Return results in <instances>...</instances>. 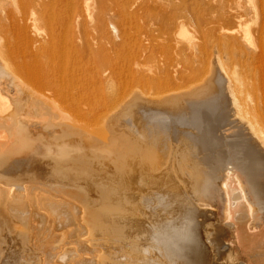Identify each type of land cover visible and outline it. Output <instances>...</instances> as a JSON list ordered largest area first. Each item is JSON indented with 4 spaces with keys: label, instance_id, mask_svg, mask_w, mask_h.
<instances>
[{
    "label": "rangeland",
    "instance_id": "obj_1",
    "mask_svg": "<svg viewBox=\"0 0 264 264\" xmlns=\"http://www.w3.org/2000/svg\"><path fill=\"white\" fill-rule=\"evenodd\" d=\"M40 1L41 0H39V2L38 0H35L36 2L35 3L34 0L32 2L29 0L27 1L25 0H0V68H1L0 69V78H1L0 86H2L0 87V98H2L1 101L3 102V104H5L2 107L0 106L1 108L0 118L2 119V120L0 119L1 121L0 122V139H2L0 140L1 142L0 149L3 150V147L5 146V149L3 151L2 150L0 151L1 152L0 158H3L1 156H6V158L4 157L2 162L0 163V169H1L0 171H2L4 167L7 168L9 166V163L10 164L12 163L11 161L13 160L16 161V160L21 159L23 153H25L26 150H28V147H31L33 145L32 143H37L35 145H38L39 143V146L42 148L41 152H39L38 154L39 160L42 159V161L46 162V161H52L58 158L59 161L57 159L58 161L57 164L56 163L50 164L49 167L47 168L48 170L46 169L47 171H45L46 173H43L41 175V176H47V178L40 177V175L38 177L37 175L32 174L30 170L25 171L27 173V177H26L27 179L20 178V180L16 178V176L18 175L17 170H15L16 174L14 175L6 173V175L7 174L9 176L11 175L10 177L7 175V178H5L2 175V174L5 175L4 171L6 169L0 172V182L2 185H5L4 187H6L8 184H15V186L16 184L18 185L22 184L20 186H17V187L23 186L25 188V190L23 188H19L21 193L22 194L24 193L25 195L31 194L27 198L23 197L24 200L21 201V204H20L21 211L20 212L22 214L21 217L24 219V221H22V219L15 218V221L13 223L14 225L13 228L14 229L16 228L17 230L10 229L9 231L11 235L10 239L9 238L1 239L3 238V233L6 230L3 228L5 227V225L2 224V221L4 223V217L3 215H1L2 213H0V244L2 242L1 240H3V243L0 246L3 247V245L6 244V246L4 245V247L5 248L7 247L8 250L6 249V252L8 251L9 254H11V255L9 254L8 255L9 257L11 256L12 259L15 258V254L20 255L21 257L23 256L22 260L24 261L21 260L20 261L21 264H44L48 261V259L49 261L47 262V264L49 263L50 264H58V263L59 264H73L75 263L74 261L76 259L75 260L74 258L72 259V257H75L72 254L71 256H66V257L63 256L60 259L59 258L56 259L54 255L49 256L51 254L49 253L51 252V250L56 252L59 249H61L63 246L66 247L70 245L69 241L71 239L68 237L69 235L67 234L68 232L67 229L64 228L61 222H59L61 220L57 219V216L55 215V213H54L55 216L52 215L53 214L52 212L53 211L55 212V208H58V206L61 207L63 202L68 203L69 201H72L75 204H78L79 208L83 209L86 215L88 213L89 218L92 221V226L94 227V230H93L94 236L96 240L98 241L99 245L102 248L103 246L109 248L112 245L115 248L110 247V248H113L111 250L119 249V251L114 250L115 252L113 254L115 255H113V259H112L113 264L115 263L116 264H152V263L156 264L157 262H158L157 264H173L172 259H170L168 255H166L167 253L165 252V248L163 247L164 243L160 240L161 236H163V232L161 231V228L157 223L158 221L164 222L165 218L167 217V210L169 208L168 204L171 203V200H170V196L168 197L169 194H166V191L168 190L167 188H169L168 184L171 182V177L174 176L172 178V181H175L177 184H179L182 181L179 184V186L185 193L189 194V196L192 198L191 200L195 201L196 199L198 201L207 202L211 198L208 197L207 201H206V198H204L205 200L204 201L203 198H201L199 195H193L194 193H192L189 182H187L186 181L187 179H185L187 172L190 171L191 169H194L192 167L193 164L201 160L203 157H205L204 160L207 158L208 161L205 160L207 163L212 164V162L213 163L221 162L219 163L221 169L228 168L225 171L235 170L236 165L234 164H236L237 159L233 153L232 155L234 157H232L231 151H229L232 141L235 140V138L239 139L241 136L240 135L239 137H237V135L235 134H238L239 132V133L244 134V136H247L246 138L252 137L251 139L255 140L256 135H254L250 127H248L249 125L248 121H251V120L257 121L258 126L261 127L264 131V105L260 104L258 106L257 105L254 106L252 104L253 102H250L249 101L250 99H248L250 98L249 97L250 95L254 96V93L256 94L259 93L258 88H256L258 86L255 85V79H256V76L264 74V57L258 54V57H256L253 61H249L252 63H250V65H247L244 62V58L240 57L239 55L237 56L235 55L232 57L229 53L228 55H226L225 53L226 58L223 59L222 65L223 67L227 68L228 71L235 70L237 66L236 71L238 72V77H239L238 79H240L241 82L237 81L236 83L232 85L233 86L232 88H234L236 93L241 98L245 100L247 99L248 104H249V105L248 104L246 105V109H248V116H244L241 114L236 115L235 113L236 108L230 102L231 97L228 96L230 100L229 102H230V108H231L229 111L230 116L227 119L228 123L225 122L222 125H220L219 122L217 123L210 118H206L205 120L207 122L202 123L201 129H200L201 131L198 130V128L196 129L194 128V130L197 131V132L195 131L197 135H195L194 140H197V141H194L193 139L188 140L186 138L182 139L180 136H178V134H175L176 130L175 131L172 130L171 127H169L170 128L169 129L166 123L168 117H167L166 112L162 111L163 106L161 105H164V107L177 109V111H179L184 106V104H180V102H184L183 99H180L178 101H173V98H172V101H170L168 100V98L165 100V98L163 97L164 99L163 101H158L159 99L155 100L153 97H148L149 99L148 103L153 104L152 106L154 107L148 108L146 109V111H144L143 109L142 110L144 111L143 113L140 111L142 119L146 121L150 119V123L152 122V124L149 126L150 127L152 126L151 127L152 129L154 127V130L157 128V130L155 131L158 132L159 134L161 133V130H163L159 136L164 137L167 135V133L165 132H169L168 136L171 135L170 139L172 138L171 142H173V143L170 142V146L171 147L176 146V148L174 147L171 152V156H172L171 160L173 161L170 160L171 163H169V165L165 163L163 167H156L155 165L154 166L149 165L147 162L148 161L147 159H143L144 152H141V151H143L144 144L141 142H138L137 144L133 143V141L136 140V134L134 133V127H133V115H134L133 114V104L131 106L132 108L130 107L131 111L128 110V111L120 113L121 110L123 109V105L129 100L133 99V96L136 94V93L133 94V82L135 78V74H134L135 67L134 66H136V60L138 61L144 56V51H141V49H139L140 41L141 42L142 41L148 42L149 40L152 42L154 41L153 43L157 45V51H158L157 53H159V55L162 56L161 58L165 59V61L164 60L163 61L167 63L165 67L166 73L164 77H162L159 81L155 82V85L153 86V90L155 91L158 87L164 88L166 86H169L170 83H176L177 86L179 87H181V85L183 84L185 86V89H182L181 91H179V93H177L176 96L183 95L180 93L185 94V93L190 92L192 87H195V85L196 87L197 86L202 87L203 85L209 83V81L211 80L210 73H212L213 67L215 66V63H213L214 62L213 60H215V58L213 59V57H215V55L217 54L216 51L219 49V47H221L223 50H226V51H228L229 48H231L229 40L226 39V37L229 33L233 35V33L231 32L232 29H233L232 31L235 32L236 30L235 33H238L239 35H241V40H242L241 42H244L245 46H247L249 49H252L254 47V44H256L257 41L260 42L261 40V42L264 43V27H262L264 26V18L259 14L257 15L253 7L254 4L257 3L258 0H243L242 1L243 4L245 5V7L247 6L246 8L244 7L245 9L244 8L241 9V11H243L244 9V14L242 15L243 20L242 18H240L241 20L237 19L233 22L231 21L228 23H224L222 24L223 26L222 29L221 27H219V25L221 24L220 20H218L219 12L217 10H212V9L209 10L211 7L208 8L207 6L208 4H205L206 6L204 4H201V7H199L201 9L200 10H198V8L196 9V12L194 14L196 16H199L201 18L200 20L187 21L185 19L188 15L192 13V10L190 9L191 6L194 7L196 4H198L196 2L201 1V0H137V1L136 0H107V1L98 0V2L101 3V5L98 4L97 0H73L75 1V4L73 1H72L73 3L72 4L71 1L69 0L68 3L70 4H67L68 6L64 5V1H65V4L67 3L66 0H59V3L57 0L55 1L50 0V2L47 0H44L45 2L46 1L47 2L46 3L44 1L41 2L43 6L42 4H40ZM95 1H96V4H95ZM60 2H63L61 3L62 5L60 4ZM23 3H26V4H23ZM33 3L35 4V6L33 5ZM37 3L41 5L42 9H40V7L37 8V6H39ZM22 4L28 7L27 8L23 7ZM144 4H148V5L144 6ZM63 5L67 6L68 10L65 9L66 11H62L63 10L62 8H66ZM69 5L70 6L72 5V7L70 8ZM73 5L75 7H73ZM139 5H141V8L143 5L142 9L144 10L148 9V7H151V6L157 7V6L162 5L164 6L165 10H167V8H169L168 10L172 9L171 11L167 10L171 16L173 14L172 11H174L176 8L173 15L176 17L178 23L168 22L166 23V26H164L163 28L161 27L159 28L158 21H157V15L155 14V12L141 11V8ZM29 6L33 8H31L30 10ZM57 6H60L62 10L58 8ZM184 6H185V9L183 8ZM34 7H36V9ZM49 7H51V10L53 11H50ZM172 7L173 8L175 7L174 10ZM23 9H26L28 11H23ZM115 9H117L118 11ZM44 10L46 13L47 12L49 13L45 14ZM9 11L11 13H9ZM52 12L55 14L57 13L56 15L58 16L56 17V15L52 14ZM49 16H50V20L51 19H54V20L50 21L48 18ZM98 16H101L102 18ZM14 17L16 18V20L14 19ZM19 18H20V21H19ZM99 19L100 20L103 19V20L100 21ZM123 19L125 20V22ZM104 21L106 22L104 23ZM48 22H50L51 24ZM111 22L113 24H111ZM97 23L99 24L102 23L103 25L102 24L100 25L102 28ZM155 23L157 25H155ZM21 24L23 26H27V32L29 33L30 36L33 33H35L39 36V39H36L37 35L36 37L30 38L27 35L28 33L26 34L24 31L26 27H24L23 29L22 28L23 26ZM113 25L115 26V28H113ZM45 27L46 29L44 30ZM51 27L54 28L55 30L52 29ZM224 28L225 30H223ZM49 29L51 32L55 31L54 35H52L51 33L48 34L49 38H51L50 41H49V38L43 40L44 37H48L46 33L50 32ZM101 29L103 30L109 29L111 31L105 34L103 33V31H101ZM117 29H118V32H117ZM171 30L173 31V35L169 36L167 33H169V31ZM226 30L228 31L226 32ZM115 31L119 34L118 36L116 33L114 35ZM258 31L260 32L258 33ZM166 34L168 35V38ZM43 35L44 37L42 38L41 36ZM218 36H221L222 38ZM260 36H263V37L260 38ZM31 39H36L37 41H33L34 43H31ZM40 39L43 41H40ZM193 42L198 43L199 45L203 46L204 50L206 51L205 56H207L211 60L210 61L211 63L209 62L208 58H206L207 60L204 59L206 60L205 64H207L205 67V64L202 65L203 63L200 65H197L198 62L195 60L193 62L196 66L190 70L184 71L183 73L181 72L182 73L181 74L179 71L182 70L183 64L186 62V56H184L183 51L180 54L181 49L178 50V48H183V45H187ZM226 43H228V45ZM34 46L36 48L39 47L40 49L36 53H31L30 49L34 50L35 49ZM210 50L212 53L210 52ZM140 55L141 56L143 55V56L140 57ZM209 56L210 57L213 56L211 57L212 59ZM42 57H44L45 60ZM101 62L104 67V68L102 67V69L100 67ZM209 66H210V69L209 68L208 69L209 70L212 69L211 71L207 69V67ZM168 67H170L172 70H168ZM251 68H254L255 70L254 69L251 70ZM29 70L37 71V74L35 75V77H32V78L29 77V75L27 74V71ZM170 71L172 72V74ZM218 72H222V71H218ZM219 75L222 76L223 78L222 82L225 85L226 77L224 75V72H222V75L221 73H219ZM262 76L264 77V75ZM8 79H11L13 81L12 85L9 83ZM31 90H32V93L34 91L36 94L33 93V95H31L32 94ZM76 90H78V92ZM19 92L20 94H18ZM37 92H41V93H37ZM43 93L45 94L47 93V94L45 95ZM247 93L249 95L248 98H247ZM37 94H38V98H35L36 100H34V97H36ZM40 95L42 97H40ZM20 97L23 100L18 102V104H21V105H18L16 103V106H17L16 107L15 102H17V99ZM49 98H51L52 100ZM245 100H242V101L245 102ZM40 104H41V107H40ZM154 109L158 113L157 112L155 113ZM10 111L12 112L14 111L15 113V114L13 113L14 115L17 114L15 118L12 117L13 114H11L12 112L10 113ZM195 112L196 110L195 111L191 110L190 113L186 114L188 118L187 124L190 120H192L190 122V125H192L194 124L193 121H196L201 117V115L198 114L199 111L196 112L197 114ZM7 113L9 115H7ZM195 115L197 118L194 117ZM197 115H199V117ZM8 120H10V122ZM15 120L17 121L16 122L17 125L18 124L24 125L26 129L25 131H23L22 133L23 135H21V139L17 138L15 135L19 132L17 128L14 127V125H16L14 124ZM171 120L173 121V119ZM211 120H212V123H211ZM7 121L9 123H12L13 127L12 126L6 127ZM205 123L208 128L205 127ZM39 124L40 125L42 124V126L52 125V131H50L51 133L44 131V130L42 131V128L39 129L40 127ZM225 125H226V128H224ZM166 126L168 129L165 128L164 130V127ZM63 128H69V129L61 130ZM223 128L225 130L227 129L228 132L224 131ZM14 129L16 130L14 131ZM206 129L207 131L205 132ZM203 130L205 133H203ZM215 130L216 131L220 130L218 131L219 134H217ZM223 132H226V133H223ZM201 134L203 138L205 139L202 138ZM216 134H217V137H216ZM213 135L215 137L214 139H213ZM13 137L15 138L13 139ZM201 138L203 139L205 144ZM212 139L214 143H211V145H209ZM207 140L208 142H206ZM229 140H232V141H229ZM96 141L97 142L99 141V142L97 143ZM223 141L225 143L224 145L222 144ZM64 142L68 143L66 148L62 149L61 151H57V149L60 148V145H61L60 143L64 144ZM255 142L257 143V145H259L257 140H255ZM3 143L5 145L2 146L1 144ZM69 143L75 146L79 145L77 147L83 146L84 148H86L87 151H85L83 147L81 148V150L85 151L86 154L84 152L81 154L76 153L75 152L76 150L73 149L72 148L73 146H70ZM198 143L206 145V146L200 147V148L199 146H195L196 148L193 147L194 145H198ZM6 144L8 145L7 147L9 148L6 147ZM187 144L189 147H186ZM213 144H216V147ZM10 145L12 146V148H10L11 147ZM217 145L218 146L220 145V146L218 147ZM225 145L229 146L228 147L229 149H227ZM207 146L208 147L211 146V148H208ZM224 147L226 148V151L228 150L227 153L225 152ZM186 148L187 150L188 148H190V150H188L189 152L186 150ZM198 149L200 150V152ZM259 149H261V151L264 150L262 145L259 146ZM211 151L212 152L215 151L216 154L212 153ZM208 153L209 154L212 153L211 155L212 157L214 156V158L218 156L217 157L218 159L216 160L212 158L211 155H209ZM217 153L219 154L217 155ZM82 154L84 155L83 158H89V159H83ZM65 155H71L72 159L69 156L64 158ZM87 155L89 157H86ZM220 155L222 156L220 157ZM8 157H10L9 160H8ZM28 158H31V157H28ZM33 158L34 159H31V160H33L34 162L39 161L37 160V158L36 159L35 157ZM74 158L76 160L78 158H79L78 160L82 158V160L75 161ZM209 160H213V161L210 162ZM232 161L234 162V164L232 163ZM145 162L147 163L148 166L146 165ZM186 162L187 164H189L190 167L186 164ZM224 163H225V166L227 163L228 167L224 168L225 167L223 166ZM74 164L76 166H74ZM80 164H81V167H78L80 166ZM183 164L184 166H186V168L183 166ZM232 164L234 165V168ZM188 167L191 169L189 170ZM72 168L73 169L76 168V170L79 168L80 170L79 169L77 170V172L79 173H77ZM152 168H154V170ZM16 169L19 170L20 167ZM81 170L82 171L85 170V172L81 173L80 172ZM185 171H187L186 175L183 174L185 173ZM169 172H171V174ZM162 175L164 177H162ZM236 175L239 177V174H236ZM179 176H181V178H179ZM32 177H35V178L32 179ZM175 177H177L176 179L178 180V182L175 179ZM46 179L50 180V183L51 182L56 183L58 186L57 187H52L51 185L43 186L44 181ZM97 180H100L101 182L100 181L98 182ZM21 181L24 183H21ZM35 181H37L36 184L34 183ZM94 181H96L98 185H101V187L98 186L96 182L94 183ZM6 182H8V184ZM38 182L41 183L42 185L38 184ZM233 182H234L233 184L235 185V187L238 186V182L236 180H234ZM90 183L96 184V186H94L93 184L90 185ZM181 184L185 186V188H183ZM217 184H218L219 189H221L222 188L221 181H218ZM90 186L92 189L90 188ZM42 187L43 189L41 190ZM97 187H100V188H97ZM47 188L49 189L48 190L49 192H46ZM185 189L188 191H186ZM54 190H56L55 191L56 193H54ZM39 192H41V196L43 195L44 199L39 195L40 194ZM37 193L38 195H36ZM44 195H46V198ZM40 197L43 199V202L40 199ZM113 199H116V200H113ZM58 201L61 203H58ZM24 202H26L27 204ZM211 202L215 203V200L212 198ZM24 204H25V207H22ZM44 204L46 208L44 207ZM28 205L32 207H29ZM161 208L163 210H161ZM209 214L210 213H208L204 217L203 216L196 217L194 222L196 223L197 220H199L198 221L199 223L197 222L195 224L193 222V224L194 226L198 228V230H200L201 223L204 225L203 221L205 218L211 219V216H208ZM30 215L31 217H29ZM233 215L234 214H232V216ZM28 218L30 219L28 220ZM52 218H55V219L51 221L50 219ZM47 219H49L50 221ZM56 219H57V222H56ZM232 220H235V219L232 217ZM15 222H17L18 224L16 225ZM54 223L55 224L57 223V226L54 225ZM1 225H3V227H1ZM208 226H210V224L208 225V222H207L204 225V227L207 228V229L205 228L206 234L204 235L205 236L204 238L206 239L203 241L210 243L208 241L214 238L215 231L213 229V226H210V227ZM58 227H61L62 229L63 228L64 229L59 230L60 228L58 229ZM36 230L38 234L36 233ZM54 230H56V232H54ZM184 230L187 231V229H184ZM184 230L179 231V232L174 231L173 233H169L166 237L167 242L176 249L177 247L181 248L184 244H186L185 242L186 231ZM256 230L259 231V228H256L255 231ZM13 231L14 233H12ZM17 231H21V232L17 233ZM29 231H31V233L34 232L33 233L34 235L31 234ZM234 231L235 230L232 229L230 231L224 230L218 233L219 238H221L222 240L224 239L223 241H221L222 242L221 246L223 245L222 248L224 247L225 249V245L230 244L232 246L234 244L233 247L235 249L233 252L234 254L231 253L232 254L231 256L226 251H224L225 254L227 253L228 257L225 254L222 256L220 254L219 261L217 262L214 261V264H240L241 261L244 259L242 255H246V257H248V255L252 254L254 251H257L252 239L249 240V238L248 239L246 238L243 240L237 231H235L236 232L235 234L237 235L235 236ZM27 232L31 236L33 235V238L31 236L29 237V234ZM16 234L18 236H16ZM49 234H51V236ZM64 234L67 235L68 238ZM60 235L62 236L60 237ZM207 235H209L210 237H208ZM53 236L56 239H54ZM48 237L49 239H52L54 241L49 240ZM29 238L35 239L34 242ZM16 240L17 242L19 241V243H17ZM105 241H107V243ZM32 243L33 244L37 243V244L33 245ZM246 244L249 246H247ZM161 248H163V250ZM40 253L44 256V257L42 256L43 258H41ZM53 253L54 252H52V254ZM235 254H238V255H235ZM24 256L26 258H24ZM45 256H47V259ZM144 256L146 257L144 258ZM126 258H128L129 261L131 262H129L128 259L125 261ZM54 259H56L57 261ZM68 259L70 261L71 260H74V261L70 262L68 261ZM149 260L150 261L152 260L151 263ZM147 261L149 263H147Z\"/></svg>",
    "mask_w": 264,
    "mask_h": 264
},
{
    "label": "bare ground",
    "instance_id": "obj_2",
    "mask_svg": "<svg viewBox=\"0 0 264 264\" xmlns=\"http://www.w3.org/2000/svg\"><path fill=\"white\" fill-rule=\"evenodd\" d=\"M27 1V0H25ZM29 1H33V0H29ZM44 0H41L40 1V4H42L41 2H43ZM50 2V0H47ZM46 1V2H47ZM55 1V0H54ZM58 3H59V0H57ZM71 3L73 0H70ZM102 1V0H101ZM104 1V0H103ZM107 1V0H106ZM105 1V2H106ZM137 1V0H136ZM243 0H201V1H198L194 7L189 6V8L192 10V13L190 15H188L185 19L187 21H196V20H200L201 18L199 16H196L194 13L196 12V9L198 8V10H200L201 8V4H208V8L211 7L209 10H217L219 12V17H218V20H220L221 24L219 25V27H221V29L223 28L222 24L224 23H228V22H233L237 19H240L242 18V15L244 14V9L247 7H245V5L243 4L242 2ZM23 2V1H22ZM21 2V3H22ZM35 2V0H34ZM37 2V1H36ZM35 2V3H36ZM39 2V0H38ZM45 2V1H44ZM45 2V3H46ZM53 2V1H52ZM66 4H65V1H64V5H67V4H70L68 3L69 0H66ZM74 4H75V1H73ZM98 2V0H97ZM120 2V1H119ZM130 2V1H129ZM168 2V1H167ZM253 2V1H252ZM57 3V4H58ZM63 3V2H60V4ZM255 3V2H254ZM23 4H26V3H23ZM22 4V5H23ZM30 4V3H29ZM41 8V5L39 3H37ZM50 4V3H49ZM48 4V5H49ZM54 4V3H53ZM73 4V3H72ZM95 4H96V1H95ZM94 4V5H95ZM99 5H101L100 2H98ZM161 4V3H160ZM179 4V3H177ZM33 5L35 6V4L33 3ZM31 5V6H33ZM62 5V4H61ZM63 5V6H64ZM90 5V4H89ZM98 5V6H99ZM148 4H144V6H147ZM253 5V3H252ZM251 5V7H252ZM43 6V4H42ZM68 6V5H67ZM67 6H64L66 8H62L60 6H57L58 8H60L62 11H66L65 9L68 10ZM70 6V5H69ZM96 6V5H95ZM140 8H141V5H139ZM151 6V5H150ZM206 6V5H205ZM23 7H26V5H23ZM28 7V6H27ZM26 7V8H27ZM30 7V6H29ZM54 7V6H53ZM52 7V8H53ZM72 7V5L70 6V8ZM73 7H75L73 5ZM89 7V6H88ZM168 7V6H167ZM170 7V6H169ZM245 7V8H244ZM254 11L255 13H257V15H261L263 18H264V0H258L257 3L254 4ZM31 8L33 7H30V10ZM36 9V7H34ZM50 8V11H53L51 10V7ZM85 8V7H84ZM90 8V7H89ZM88 8V9H89ZM133 8V7H132ZM142 8H143V5H142ZM141 8V11H144V12H155V14L157 15V21H158V27L160 28H163L164 26H166V23L168 22H176L178 23L176 17L173 15L174 14V8L172 11L173 14L172 16L169 14L168 11H171V10H168L169 8H167V10H165L164 6L160 5V6H151V7H148V9L144 10ZM185 9V6L183 7ZM243 9V11H241V9ZM34 9V10H35ZM73 9V8H72ZM118 9V8H117ZM115 9V10H117ZM129 9V8H128ZM127 9V10H128ZM178 9V8H177ZM48 10V9H47ZM58 10V9H57ZM106 10V8H105ZM119 10V9H118ZM117 10V11H118ZM190 10V11H191ZM206 10V9H205ZM208 10V9H207ZM20 11V10H19ZM23 11H28L26 9H23ZM37 11V10H36ZM75 11V9H74ZM120 11V10H119ZM33 12V10H32ZM35 12V11H34ZM9 13H11L9 11ZM7 13V14H9ZM21 13V12H20ZM24 13V12H23ZM22 13V14H23ZM26 13V12H25ZM28 13V12H27ZM36 13V12H35ZM44 13L47 14L49 12H45L44 10ZM186 13V12H185ZM52 14L56 15L55 13L52 12ZM50 14V15H52ZM66 14V13H65ZM100 14V13H99ZM98 14V15H99ZM52 15V16H54ZM103 15V14H102ZM58 15H56L57 17ZM78 16V15H77ZM76 16V17H77ZM123 16V15H122ZM245 16V15H244ZM243 16V17H244ZM47 17V15H46ZM98 17H101V16H98ZM97 17V18H98ZM125 17V16H124ZM246 17V16H245ZM34 18V17H33ZM49 20H50V16L48 17ZM47 18V19H48ZM52 18V17H51ZM102 18V17H101ZM203 18V17H202ZM14 19L16 20V18L14 17ZM24 19V18H23ZM26 19V18H25ZM83 19V18H82ZM261 19V18H260ZM51 20H54V19H51ZM50 20V21H51ZM56 20V19H55ZM100 20V19H99ZM103 20V19H102ZM100 20V21H102ZM105 20V19H104ZM124 20V19H123ZM128 20V19H126ZM241 20V19H240ZM243 20V18H242ZM257 20V18H256ZM18 21V20H17ZM19 21H20V18H19ZM22 21V20H21ZM36 21V20H35ZM239 21V20H238ZM260 21V20H259ZM16 22V21H15ZM26 22V21H25ZM58 22V21H57ZM96 22V21H95ZM98 22V21H97ZM106 21H104L105 23ZM125 22V20H124ZM147 22V21H146ZM181 22V21H180ZM183 22V21H182ZM241 22V21H240ZM28 23V22H27ZM50 23V22H48ZM110 23V22H109ZM127 23V22H126ZM23 24V23H22ZM21 24V25H22ZM51 24V23H50ZM81 24V23H80ZM99 24V23H97ZM102 24V23H101ZM99 24V26L101 25ZM111 24H113L111 22ZM79 25V24H78ZM103 25V24H102ZM155 25H157L155 23ZM231 25V24H230ZM259 25V24H257ZM263 25V24H262ZM23 26V25H22ZM80 26V25H79ZM107 26V25H106ZM168 26V25H167ZM25 28V33L27 34V26H23L22 28L24 29ZM101 27V26H100ZM105 27V26H104ZM103 27V28H104ZM264 27V26H262ZM50 28V27H49ZM52 28V27H51ZM102 28V27H101ZM113 28H115V26L113 25ZM149 28V27H148ZM155 28V27H154ZM157 28V27H156ZM256 28V27H255ZM22 29V30H23ZM46 29V27L44 28V30ZM54 29V28H52ZM100 29V28H99ZM111 29V28H109ZM109 29H106V30H103L101 29V31H103V33L107 34L109 33L111 30ZM119 29V28H118ZM118 29H117V32H118ZM228 29V28H227ZM237 29V28H236ZM262 29V28H261ZM31 30V29H30ZM55 30V29H54ZM113 30V29H112ZM149 30V29H148ZM169 30V29H168ZM166 30V31H168ZM179 30V29H178ZM216 30V29H214ZM218 30V29H217ZM220 30V29H219ZM225 30V28L223 29ZM222 30V31H223ZM229 30V29H228ZM226 30V32L228 31ZM233 30V29H232ZM231 32L233 33L232 34H228L226 39L229 40V43H230V47L228 51L226 50H223L221 47H219V49L216 51L217 54L215 55V57H213V59L215 58V60H213L215 63V66L213 67V71L211 74V80L209 81V83L203 85L202 87L201 86H197L195 85V87H192L191 91L188 92V93H180V94H183V95H177V93H179V91H181L182 89H185V86L181 85V87L177 86L176 83H170L169 86H166L164 88H157L155 91L153 90V86L155 85V82L159 81L162 77H164L165 75V67L167 65L165 61V59L161 58L162 56L159 55V53H157V45L155 43H153L152 41H148V42H141L140 41V46H139V49H141V51H144V58L140 55V57H142L141 59H139L138 61L136 60V66H134V74H135V78H134V82H133V94L136 93L134 96H133V99L129 100L128 102H126L124 105H123V109L121 110L120 113L122 112H125V111H128L130 110V107L132 106L133 104V127H134V133L136 134V140L133 141L134 144H137L138 142H141L143 143V151L141 152H144V158L143 159H147L148 161V164L149 165H152V166H156V167H163L165 165V163H167L169 165L170 160H171V152L173 150V148L176 146H173L171 147L170 146V142H171V139H170V136H168V133L169 132H165L167 133L166 136L162 137V136H159L163 130H161V133L159 134L158 132H156L155 130H157V128L154 130V127L153 129L149 126L152 124V122L150 123V119L148 121L146 120H143L142 119V116H141V112L143 113L144 111H146V109L148 108H153L154 106H152L153 104H150L148 103V97H153L155 100L159 99L158 101H163V97L165 98V100L168 98V100L172 101V98H173V101H178L180 99H183L184 102H180V104H184V106L182 107L181 110L177 111V109H173V108H169V107H164V105H161L163 106V112H166L167 114V125H168V128L171 127L172 130H176L175 131V134H178V136H180L182 139L183 138H186V139H190V140H194V137L195 135H197V131L194 130V128H198V130L201 129V126H202V123L203 122H207L205 119L206 118H210L212 120H214L215 122H219L220 125H222L223 123H228L227 122V119L229 118V114H230V102L232 103V105L236 108L235 109V113L236 115L237 114H241V115H244V116H248V109H246V105L248 104V101L247 99H243L241 98L237 93L236 91L234 90V88H232L233 84L236 83L237 81H240V79H238V72L236 71L237 70V66L235 68V70H232V71H228L227 68L223 67L222 63H223V59L226 58L225 57V53L226 55H228V53L233 57V56H237L239 55L240 57L244 58V62L247 64V65H250V63L252 62H249V61H253L256 57H258V54L262 55L264 57V43L261 42H256V44H254V47L252 49H249L247 46H245L244 42H241V35H239L238 33H235L234 31ZM260 30V28H259ZM263 30V29H262ZM23 31V32H24ZM50 31V29H49ZM107 31V32H106ZM156 31V30H155ZM163 31V30H161ZM239 31V29H238ZM55 32V31H54ZM54 32H49V33H46L47 36L48 34H52L54 35ZM116 31L114 32V35L115 33L117 34V36L119 35ZM217 32V31H216ZM215 32V33H216ZM220 32V31H219ZM257 32V31H256ZM260 31H258L259 33ZM39 33V32H38ZM214 33V32H213ZM240 33V32H239ZM24 34V33H23ZM169 36H172L173 35V31H169V33H167ZM166 34L167 38H168V35ZM262 34V32H261ZM30 38L31 37H36L37 34L33 33L31 36L29 35V33L27 34ZM26 35V36H27ZM51 35V36H52ZM246 35V34H245ZM244 35V36H245ZM255 35V34H254ZM25 36V35H24ZM38 37V38H37ZM36 39H39V36L37 35ZM42 38L44 37L41 36ZM40 37V38H41ZM147 37V36H146ZM145 37V38H146ZM220 38H222L221 36H218ZM246 37V36H245ZM263 36H260V38H262ZM27 38V37H25ZM41 38V39H42ZM48 37H44L43 40L45 39H48ZM211 38V37H210ZM225 38V37H224ZM258 38V37H257ZM259 38V39H260ZM36 39H31V43H34L33 41H37ZM40 41H43L41 40ZM51 38H49V41H50ZM150 39V38H149ZM178 39V38H177ZM249 40V39H248ZM263 40V39H262ZM95 41V40H94ZM163 41V40H161ZM167 41V40H166ZM225 42V41H224ZM30 43V42H29ZM37 43V42H36ZM52 43V41H51ZM84 44V43H83ZM185 44V43H184ZM228 45V43H226ZM253 44V43H251ZM47 45V44H46ZM45 45V46H46ZM39 46V45H37ZM218 47V46H216ZM34 50L30 49V52L31 53H36L40 48L39 47H35L34 46ZM20 49V48H19ZM180 54L181 52L183 51L184 52V56H186V62L183 64V68L182 70H180L179 72L183 73L184 71L186 70H190L192 69L193 67H195L196 65L194 64L193 61H197L198 64L197 65H204L205 64V61L207 60L206 58H208L207 56H205L206 54V51L204 50L203 46L199 45L198 43H190V44H187V45H183V48H178V50H180ZM177 50V49H176ZM27 51V50H26ZM209 52V51H208ZM207 52V53H208ZM211 52V50H210ZM179 53V52H178ZM212 53V52H211ZM38 54V53H37ZM136 54V53H135ZM27 56V54H26ZM43 56V55H42ZM181 56V55H180ZM138 57V56H137ZM139 57V58H140ZM205 57V58H204ZM210 57V56H209ZM210 57V58H211ZM44 58V57H42ZM261 58V57H259ZM32 59V58H31ZM206 59V60H204ZM209 59V58H208ZM212 59V58H211ZM45 60V58H44ZM164 60V61H163ZM28 61V60H27ZM179 61V60H178ZM211 60L209 59V62ZM249 62V63H248ZM50 63V62H49ZM177 63V62H176ZM211 63V62H210ZM209 63V64H210ZM102 65V62L100 64V67L102 69L103 65ZM105 65V64H104ZM169 65V64H168ZM207 64H205V67H206ZM211 65V64H210ZM263 65V64H262ZM18 66V65H17ZM39 67V66H38ZM174 67V66H173ZM172 67V68H173ZM201 67V66H200ZM204 67V68H205ZM212 67V66H211ZM259 67V65H258ZM104 68V67H103ZM179 68V67H178ZM177 68V69H178ZM210 69V66L207 67V69ZM225 68V69H224ZM1 69V68H0ZM4 69V68H3ZM100 69V70H101ZM176 69V68H175ZM208 69V70H209ZM254 68H251V70H253ZM168 70H172L170 67H168ZM212 70V69H211ZM209 70V71H211ZM255 70V69H254ZM9 71V70H8ZM24 71V70H23ZM53 71V70H52ZM104 71V70H102ZM175 71V70H174ZM178 71V70H177ZM218 71H222L224 72V75H225V82H226V86L223 84L222 80V76L219 75V73H221L222 75V72H218ZM261 71V70H260ZM171 72V71H170ZM168 72V73H170ZM178 72V73H179ZM8 73V72H7ZM181 73V74H182ZM27 74L29 75V77H35V75L37 74V71L35 70H29L27 71ZM172 74V72H171ZM170 74V75H171ZM25 75V74H24ZM180 75V74H179ZM264 75V74H262ZM262 75H258L256 76V79H255V85H257L258 87V90H259V93H254V96L253 95H248L247 93V98L248 96L250 98L249 101L250 102H253L252 104L254 106H258L260 104H263L264 105V77ZM177 76V74H176ZM210 76V75H209ZM207 77V76H206ZM224 77V76H223ZM1 79V78H0ZM4 80V79H3ZM9 80V83L12 85L13 81L11 79H8ZM44 80V79H43ZM245 80V79H244ZM6 82V81H5ZM241 82V81H240ZM7 83V82H6ZM199 83V82H198ZM8 84V83H7ZM241 84V83H239ZM254 84V83H253ZM238 85V84H237ZM14 86V84H13ZM12 86V87H13ZM187 86V85H186ZM190 86V85H189ZM194 86V85H193ZM235 86V85H234ZM2 87V86H0ZM17 87V86H16ZM15 87V88H16ZM19 87V85H18ZM21 87V85H20ZM184 87V88H182ZM13 88V89H15ZM17 89V88H16ZM19 89V88H18ZM44 90V89H42ZM237 90V89H236ZM30 91V90H29ZM36 91V90H35ZM48 91V90H47ZM50 91V90H49ZM78 92V90H76ZM227 91V92H226ZM28 93V92H27ZM31 93H32V90H31ZM33 93H35L33 91ZM33 93L31 95H33ZM37 93H41V92H37ZM52 93V92H51ZM54 93V92H53ZM20 94V92L18 93ZM26 94V93H25ZM36 94V93H35ZM34 94V95H35ZM45 94V93H43ZM47 94V93H46ZM45 94V95H46ZM132 94V93H131ZM42 95V94H41ZM40 95V97H42ZM22 96V95H20ZM28 96V95H27ZM130 96V95H129ZM176 96V97H174ZM231 97V101L229 100V97ZM30 97V96H29ZM28 97V98H29ZM54 97V96H53ZM16 98V97H15ZM35 98H38V94L36 97H34V100H36ZM30 99V98H29ZM51 99V98H49ZM2 98H0V106H4L5 104H3V102L1 101ZM16 100V99H15ZM14 100V102H15ZM23 99L18 98L17 99V102H15V106H16V103L18 104V102L22 101ZM52 100V99H51ZM242 100H245L242 101ZM42 101V100H41ZM40 101V102H41ZM50 101V100H49ZM230 101V102H229ZM247 101V102H246ZM39 102V101H38ZM5 103V102H4ZM37 103V102H36ZM54 103V102H53ZM42 104V103H41ZM41 104H40V107H41ZM179 104V102H178ZM18 105H21V104H18ZM39 105V104H38ZM37 105V106H38ZM155 105V104H154ZM249 105V104H248ZM14 106V107H15ZM52 106V105H51ZM17 107V106H16ZM249 107V106H248ZM132 108V107H131ZM156 108V107H155ZM1 109V108H0ZM144 109V111H142ZM157 109V108H156ZM150 110V109H149ZM191 110H196L199 111V115H201V117L196 120V121H193L194 124L190 125V122L192 120H190L187 124V121H188V118L186 116V114L190 113ZM131 111V110H130ZM141 111V112H140ZM153 111V110H152ZM12 111H10L11 113ZM16 112V111H15ZM151 112V111H150ZM154 112L156 113L157 111H155L154 109ZM161 112V111H160ZM193 112V111H192ZM195 112V113H196ZM9 113V112H8ZM7 113V115H9ZM14 111L11 113L13 114ZM158 113V112H157ZM252 113V112H251ZM15 114V113H14ZM13 114V115H14ZM40 114V113H39ZM70 114V113H69ZM153 114V112H152ZM197 114V113H196ZM253 114V113H252ZM6 115V114H5ZM6 115V116H7ZM12 117L15 118V116L17 115H14ZM71 115V114H70ZM199 115H197L199 117ZM3 116V115H2ZM47 117V116H46ZM145 117V116H144ZM196 117V115L194 116ZM261 117V116H260ZM5 118V117H4ZM148 118V117H147ZM197 118V117H196ZM255 118V117H254ZM1 119V118H0ZM146 119V118H145ZM162 119V118H161ZM173 119V121L171 120ZM2 120V119H1ZM7 120V118H6ZM163 120V119H162ZM212 120H211V123H212ZM10 122V120H8ZM7 121V125L6 127H10L12 125V123H9ZM213 121V122H214ZM248 121V120H247ZM1 122V121H0ZM16 120H15V123L16 124ZM68 122V121H67ZM249 122V125L248 127H250V129L252 130L253 134L256 135V139L258 141V144L255 142V140L251 139L250 137L249 138H246L247 136H244V134L242 133H239L238 134H235L237 135V137H239L240 135V138L239 139H236L235 140H229V141H232L231 145H230V150L231 151V155L232 153L235 155L236 157V164H234V162L232 161V163L234 165H236L235 167V170H227L225 171L226 167L227 166V163H226V166H225V163L223 166H225L224 168L226 169H221L220 168V164L221 162H218V163H213L212 161L214 159H218L216 156V158H214V156L212 157V153H215L212 152L211 154V157L214 158L213 160H209L211 163H207L205 160H207V158L204 160L205 157H203L201 160L197 161L196 163L193 164V168L194 169H191L189 168V164H186L189 166L188 169L190 171H185V173H183L184 175H186V172H187V175H186V178L187 179L186 181L189 182V185L191 187V190H192V193H194L193 195H199L201 198H206V201L208 200L207 198H211L209 201L207 202H202V201H198L195 199V201L191 200L192 198L189 196V194L185 193L181 187L179 186V184L182 182H180L179 184H177L175 181H172V178L174 177H171V182L168 184V187L167 188L168 190V193L166 191V194H169L168 197L170 196V200H171V203L168 204L169 205V208L167 210V217L165 218V221L164 222H160L158 221V225L160 226L161 228V231L163 232V236H161V241L164 243L163 247L165 248V252L167 253L166 255H168L170 257V259H172V262L173 264H214V261H219V257H220V254L221 256L225 254L224 251H226L228 254H230V256L232 255L231 253L234 252V247L233 245L231 246L230 244L229 245H225V249L224 247L222 248L221 244L223 241L221 238H219V235L218 233L222 232V231H230V230H235L237 231L241 238L244 240V239H252V241L254 242V245L256 247V250L257 251H254L252 254L248 255V257H246V255H242L244 257V259L241 261L242 264H264V150L261 151V149H259V146L262 145V147L264 148V131L261 127L258 126V123L257 121H248ZM247 122V123H248ZM5 123V122H4ZM19 123V122H18ZM39 123V122H38ZM37 123V124H38ZM71 123V121H70ZM76 123V122H75ZM3 124V123H2ZM36 124V122H35ZM19 125V124H18ZM17 124L14 125V127L17 128V130L19 131L16 135L17 138L21 139V135H23V131H25V127L24 125H19L18 126ZM40 125V124H39ZM65 125V124H64ZM215 125V124H214ZM42 124L40 125L39 129L42 128V131H47L49 133H51L50 131H52V125L51 126H42ZM59 126V125H58ZM63 126V125H62ZM69 126V125H68ZM67 126V127H68ZM224 126V125H223ZM66 127V126H65ZM205 127L206 126V123H205ZM166 127H164V130H165ZM167 128V129H168ZM192 128V129H191ZM208 128V127H207ZM217 128V127H216ZM226 128V125L225 127ZM224 131H227L228 130L224 129ZM65 129H69V128H63L61 130H65ZM163 129V128H162ZM166 129V130H167ZM170 129V128H169ZM203 129V127H202ZM16 129H14L15 131ZM222 130V131H223ZM41 131V132H42ZM196 131V132H195ZM201 131V130H200ZM207 131V129L205 130V132ZM213 131V130H212ZM216 131V130H215ZM220 131V130H218ZM217 132V134H219ZM69 132V131H68ZM73 132V130H72ZM80 132V131H79ZM204 130H203V133H205ZM15 133V132H14ZM43 133V132H42ZM82 133V132H81ZM172 133V132H171ZM215 133V132H213ZM222 133V132H221ZM223 133H226V132H223ZM13 134V133H12ZM60 134V133H59ZM73 134V133H72ZM85 134V133H84ZM83 134V136H84ZM174 134V133H173ZM207 134V133H206ZM209 134V133H208ZM217 134H216V137H217ZM57 135V134H56ZM205 135V134H204ZM14 136V135H13ZM42 136V135H40ZM58 136V135H57ZM87 136V135H86ZM89 136V134H88ZM101 136V135H100ZM202 136V134H201ZM207 136V135H206ZM209 136V135H208ZM219 136V135H218ZM222 136V134H221ZM250 136V135H249ZM210 137V136H209ZM236 137V136H235ZM15 137H13L14 139ZM77 138V137H76ZM102 138V137H101ZM199 138V136H198ZM203 138V136H202ZM201 138V139H202ZM207 138V137H206ZM214 135H213V139H214ZM82 139V138H81ZM86 139V138H85ZM197 139V137H196ZM205 139V138H203ZM202 139V141H203ZM208 139V138H207ZM213 139L212 141L210 142L209 145H211V143H214L213 142ZM220 139V138H219ZM2 140V139H0ZM7 140V139H6ZM9 140V138H8ZM16 140V139H15ZM13 140V141H15ZM68 140V139H67ZM95 140V139H94ZM103 140V139H102ZM211 140V139H210ZM218 140V139H217ZM224 140V139H223ZM75 141V140H74ZM185 141V140H184ZM194 141H197V140H194ZM7 142V141H5ZM4 142V143H5ZM9 142V141H8ZM97 142V141H96ZM99 142V141H98ZM97 142V143H98ZM103 142V141H102ZM101 142V143H102ZM191 142V141H189ZM200 142V141H198ZM204 142V141H203ZM208 142V140L206 141ZM217 142V141H216ZM1 143V142H0ZM1 144L2 146L5 145V144ZM15 143V142H14ZM12 143V144H14ZM173 143V142H171ZM33 145L31 147H28V150H26L25 153H23L21 159L19 160H13L11 161L12 163L10 164L9 163V166L7 168L4 167V169H6L4 171L5 175L2 174L5 178H7V175L8 174H11V175H14L16 174L15 173V170H17L18 172V175L16 176V178H18L20 180V178H25L27 179V173L25 171L27 170H30L32 174H35L39 177H46L47 176H41L43 173H46L45 171H47L48 167L50 164H54L59 161L58 158H56L55 160H52V161H42L39 160V152H41V147L39 146V143L38 145H35L37 143H32ZM60 148L57 149V151H61L62 149L66 148V146L68 145V143H65L62 144L60 143ZM70 144V143H69ZM114 144V143H113ZM191 144V143H190ZM205 144V142H204ZM223 145L225 144L224 141L222 143ZM227 144V143H226ZM107 145V144H106ZM141 145V144H140ZM215 145L216 147V144H213ZM222 145V146H223ZM8 145L6 144V147ZM11 146V145H10ZM27 146V145H26ZM25 146V147H26ZM29 146V145H28ZM39 146V147H38ZM70 146H73L72 148L75 149L76 153H85L86 148H84L85 151L81 150L82 147H77L79 145H73V144H70ZM139 146V145H137ZM185 146V145H184ZM192 146V145H190ZM195 146H199L200 147H204L206 145H203V144H200L198 143V145H194L193 147ZM218 146V145H217ZM220 146V145H219ZM218 146V147H219ZM221 146V147H222ZM226 146V145H225ZM16 147V146H15ZM69 147V146H68ZM100 147V146H99ZM136 147V146H134ZM186 147H189L188 144L186 145ZM208 147V146H207ZM214 147V148H215ZM229 146H226L227 149ZM9 148V147H7ZM12 148V146L10 147ZM19 148V147H18ZM98 148V147H97ZM142 148V146H141ZM185 148V147H183ZM196 148V147H195ZM208 148H211L208 147ZM226 148L224 147L225 149V152L227 153L226 151ZM5 149V146L3 147V150ZM25 149V148H24ZM106 149V148H105ZM108 149V147H107ZM138 149V147H137ZM182 149V148H181ZM192 149V148H191ZM206 149V147H205ZM213 149V148H212ZM217 149V148H216ZM2 149H0L1 151ZM2 150V151H3ZM175 150V149H174ZM178 150V149H177ZM185 150V149H184ZM187 150V148H186ZM188 150H190V148H188ZM187 150V151H188ZM196 150V149H195ZM199 150V149H198ZM211 150V149H210ZM214 150V149H213ZM223 150V149H222ZM6 151V150H5ZM16 151V150H15ZM167 151V153H166ZM197 151V150H196ZM202 151V150H201ZM204 151V150H203ZM180 152V151H179ZM189 152V151H188ZM200 152V150H199ZM221 152V151H220ZM219 152V153H220ZM223 152V151H222ZM1 153V152H0ZM13 153V152H12ZM88 153V152H87ZM187 153V152H186ZM202 153V152H201ZM217 153V155L219 154ZM8 154V153H7ZM78 154V155H79ZM86 154V153H85ZM129 154V153H128ZM183 154V153H182ZM180 154V155H182ZM195 154V152H194ZM216 154V153H215ZM2 155V154H1ZM6 155V154H5ZM83 155V154H82ZM92 155V154H91ZM174 155V154H173ZM177 155V154H176ZM207 155V154H205ZM208 155V156H209ZM229 155V154H228ZM230 155V156H231ZM20 156V155H19ZM67 156H69L71 159V155H65L64 158H66ZM73 156V155H72ZM143 156V155H142ZM193 156V155H192ZM207 156V157H208ZM222 155H220L221 157ZM1 157H5L6 156H1ZM28 157H31V158H28ZM33 157H35V159L37 158V160L39 161H36L34 162L33 160L31 159H34ZM78 157V156H77ZM81 157V156H80ZM84 157V155L82 156V158ZM86 157H89L88 155ZM141 157V156H140ZM176 157V156H175ZM210 157V158H211ZM232 157H234L232 155ZM3 158H0V163L2 162ZM82 158H80V160H76L75 158V161H81ZM174 158V157H173ZM211 158V159H212ZM227 158V157H226ZM225 158V160H226ZM229 158V157H228ZM231 158V157H230ZM10 159V157H8V160ZM58 159V161H57ZM61 159V158H60ZM69 159V158H68ZM83 159H89V158H83ZM161 161H160V160ZM177 159V158H176ZM185 159V158H184ZM183 159V160H184ZM194 159V158H193ZM209 159V158H208ZM223 159V158H222ZM178 160V159H177ZM230 160V159H229ZM61 161V160H60ZM160 161V162H159ZM173 161V160H171ZM196 161V160H195ZM194 161V162H195ZM208 161V160H207ZM223 161V160H222ZM89 162V160H88ZM87 162V163H88ZM190 162V161H189ZM226 162V161H225ZM230 162V161H229ZM228 162V163H229ZM70 163V162H69ZM82 163V162H81ZM84 163V161H83ZM144 163V161H143ZM146 163V162H145ZM6 164V163H5ZM63 164V163H62ZM192 164V163H191ZM232 164V165H233ZM3 165V164H2ZM72 165V163H71ZM79 165V164H78ZM108 165V164H107ZM147 165V163H146ZM234 165H233V168H234ZM74 166H76L74 164ZM83 166V165H82ZM98 166V164H97ZM148 166V165H147ZM146 166V167H147ZM184 166V164H183ZM222 166V164H221ZM20 167V169H16ZM61 167V166H60ZM73 167V165H72ZM78 167H81V164L80 166ZM86 167V166H85ZM84 167V168H85ZM150 167V166H149ZM177 167V166H176ZM186 168V166H184ZM184 168V170H185ZM2 169V171L4 170ZM47 169V170H46ZM59 169V168H58ZM61 169V168H60ZM70 169V168H69ZM73 169V168H72ZM79 169V168H78ZM77 169V170H78ZM82 169V168H81ZM149 169V168H148ZM154 170V168H152ZM177 169V168H176ZM220 169V170H219ZM231 169V168H230ZM1 170V169H0ZM55 170V169H54ZM73 170H76V168H74ZM80 170V169H79ZM165 170V169H164ZM163 170V171H164ZM183 170V172H184ZM0 171V172H2ZM21 173H20V172ZM156 171V170H155ZM56 172V171H55ZM72 172V171H71ZM75 172V173H76ZM81 173L85 172L84 171H80ZM142 172V171H140ZM167 172V170H166ZM6 173H8L6 175ZM53 173V172H52ZM79 173V172H77ZM80 173V174H81ZM146 173V172H145ZM148 173V172H147ZM171 174V172H169ZM175 173V172H174ZM173 173V174H174ZM151 174V173H150ZM169 174V175H170ZM236 174H239V177L236 175ZM1 175V176H2ZM10 175V176H11ZM47 175V174H45ZM119 175V174H118ZM134 175V173H133ZM183 175V176H184ZM9 176V175H8ZM9 176V177H10ZM138 176V175H137ZM150 176V175H149ZM167 176V175H165ZM171 176V175H170ZM169 176V177H170ZM36 177V176H35ZM35 177H32V179H34ZM98 177V176H97ZM162 177H164L162 175ZM31 178V177H30ZM29 178V179H30ZM49 178V176H48ZM64 178V177H63ZM118 178V177H117ZM144 178V176H143ZM177 177H175L176 179ZM179 178H181V176H179ZM178 178V179H179ZM183 178V177H182ZM10 179V178H9ZM21 179V180H22ZM31 179V180H32ZM56 179V178H55ZM184 179V180H185ZM43 180V179H42ZM41 180V181H42ZM54 180V179H53ZM103 180V179H102ZM158 180V179H157ZM174 180V179H173ZM177 180V179H176ZM182 180V179H180ZM179 180V181H180ZM234 180H236L238 182V186L235 187V185L233 184ZM28 181V180H26ZM98 182L100 180H97ZM146 181V179H145ZM169 181V179H168ZM185 181V183H186ZM218 181H221V184H222V188L219 189L218 187V184L217 182ZM33 182V181H32ZM37 181H35L34 183L36 184ZM96 181H94L95 183ZM101 182V181H100ZM109 182V181H108ZM129 182V180H128ZM144 182V181H143ZM155 182V181H154ZM159 182V181H158ZM178 182V180H177ZM236 182V183H237ZM8 184V182H6ZM21 183H24L21 181ZM58 183V182H57ZM132 183V182H131ZM157 183V182H156ZM184 183V182H183ZM235 183V184H236ZM30 184V182H29ZM33 184V183H32ZM38 184H41L38 182ZM93 184V183H90V185ZM97 184V182H96ZM96 184H93L94 186H96ZM102 184V183H101ZM112 184V183H111ZM155 184V183H154ZM22 184H8L6 187H4L5 185H2L1 182H0V213H2L1 215H3L4 217V223L2 221V224L5 225V227H3V225H1V227H3L5 230V232L3 233V238L1 239H4V238H9L11 237L10 235V229L12 230H15L13 227V223L15 221V218L17 219H22V221H24V219L21 217V207H20V204H21V201L24 200V198H27L28 196L30 195H25L24 193L22 194L21 191L19 190V188H23L25 190V188L23 186L21 187H17V186H20ZM42 185V184H41ZM49 186L51 185L52 187H57L58 185L56 183H50V180L46 179L44 181V185L43 186ZM98 185V184H97ZM110 185V184H109ZM182 185V184H181ZM188 185V184H186ZM101 187V185H98ZM113 186V185H112ZM132 186V185H131ZM160 186V184H159ZM183 186V185H182ZM41 187V186H40ZM39 187V189H40ZM50 187V188H52ZM100 187H97V188H100ZM17 188V189H16ZM91 188V186H90ZM183 188H185V186H183ZM43 189V187L41 188V190ZM45 189V188H44ZM92 189V188H91ZM102 189V188H101ZM125 189V188H124ZM123 189V190H124ZM18 190V191H17ZM49 189L47 188V191L46 192H49L48 191ZM98 190V189H97ZM152 190V189H151ZM186 190V189H185ZM56 190H54V193ZM188 191V190H186ZM42 192V191H41ZM41 192H39L40 196H41ZM93 192V191H92ZM105 192V191H104ZM191 192V191H190ZM32 193V192H31ZM45 193V192H44ZM122 193V192H121ZM144 193V192H143ZM165 193V192H164ZM29 194V193H28ZM33 194V193H32ZM35 195V194H34ZM38 195V193L36 194ZM56 195V194H55ZM91 195V194H90ZM124 195V194H123ZM45 198H46V195H44ZM64 196V195H63ZM112 196V194H111ZM110 196V197H111ZM43 198V195L41 196ZM40 197V199L42 200L43 202V199ZM56 197V196H55ZM93 197V196H91ZM104 197V196H102ZM54 198V197H53ZM52 198V199H53ZM212 198L215 200V203L214 202H211ZM67 199V198H66ZM105 199V198H104ZM194 199V198H193ZM49 200V199H48ZM113 200H116V199H113ZM112 200V201H113ZM166 200V199H165ZM54 201V200H53ZM95 201V200H94ZM97 201V199H96ZM205 201V200H204ZM38 202V201H37ZM52 202V201H51ZM122 202V201H121ZM26 203V202H24ZM53 203V202H52ZM57 203V202H56ZM58 203H61L58 201ZM125 203V202H124ZM27 204V203H26ZM103 204V203H102ZM60 205V204H59ZM129 205V204H128ZM29 206V205H28ZM43 206V204H42ZM51 206V205H50ZM58 206V205H57ZM22 207H25V204L22 206ZM29 207H32V206H29ZM44 207H45V204H44ZM46 208V207H45ZM163 208V206H162ZM161 208V210H163ZM24 209V208H23ZM33 209V208H32ZM42 209V208H41ZM51 209V208H50ZM27 210V209H26ZM25 210V211H26ZM29 210V209H28ZM31 210V209H30ZM43 210V209H42ZM52 210V209H51ZM50 210V211H51ZM24 211V210H22ZM41 211V210H39ZM53 211V210H52ZM31 212V211H30ZM34 212V211H33ZM32 212V213H33ZM153 212V211H152ZM54 215L57 216V219L61 220L59 222L62 223V225L64 226V228L67 229V234L69 235L68 237L72 240L69 241L70 245L66 246V247H62L61 249H59L58 251H52L49 252L51 253L49 256L51 255H54V257L57 259V258H61V257H66V256H71V254L75 257H72V259L74 258V260H71V261H74L75 263L73 264H113L112 262V259H113V254L115 251H119V249L117 250H111L113 248H110V247H114V246H110L109 248L108 247H104L103 248L99 245L98 241L96 240L95 236H94V227L92 226V221L90 220L89 218V215L87 213L84 212L83 209H80L78 204H75L74 202L72 201H69L68 203L67 202H63L62 206L58 208H55V212L53 211L52 212ZM160 213V212H158ZM165 213V212H164ZM208 213H210L208 216H211V219H208V218H205L203 223L204 225L208 222V225L210 224V226H213V229L215 231V235H214V238H212L210 241V243H207V242H204L203 240H205L206 238H204L205 234H206V230L205 228L207 227H204V225L201 223L200 224V230H198V228L196 226H194L193 222L194 220L196 219V217H200V216H206ZM36 214V213H35ZM34 214V216H35ZM50 214V213H49ZM91 214V213H90ZM224 214V215H223ZM232 214H234L232 216ZM25 215V214H24ZM23 215V216H24ZM29 215V214H28ZM33 215V214H32ZM54 215V216H55ZM159 215V214H158ZM162 215V214H161ZM50 216V215H49ZM207 216V217H208ZM28 217V216H27ZM31 217V215L29 216ZM37 217V216H36ZM156 217V216H155ZM161 217V216H160ZM232 217L235 219V220H232ZM46 218V217H45ZM49 218V217H48ZM16 219V220H17ZM30 218H28L29 220ZM53 219L55 218H52L50 219L51 221H53ZM57 219H56V222H57ZM198 219V218H197ZM34 220V219H33ZM49 220V219H47ZM46 220V221H47ZM49 220V221H50ZM163 220V219H162ZM20 221V220H19ZM55 221V220H54ZM199 220H197L198 222ZM32 222V221H31ZM48 222V221H47ZM196 222V223H197ZM195 223V222H194ZM195 223V224H196ZM199 223V222H198ZM15 224L17 225L18 223L15 222ZM47 224V223H46ZM15 225V226H16ZM54 225L57 226V223ZM61 225V224H60ZM59 225V226H60ZM61 225V226H62ZM189 225V226H188ZM222 225V226H221ZM40 226V225H39ZM52 226V225H51ZM55 226V227H56ZM62 226V227H63ZM208 226V227H210ZM17 227V226H16ZM29 227V226H28ZM199 227V225H198ZM18 228V227H17ZM21 228V227H20ZM51 228V227H50ZM60 228V229H59ZM63 228V229H64ZM256 228H259V231H255ZM36 229V228H35ZM38 229V228H37ZM47 229V228H46ZM49 229V228H48ZM52 229V228H51ZM59 230H61L62 228L61 227H58ZM57 229V230H58ZM62 229V230H63ZM184 229H187L184 230ZM207 229V228H206ZM212 229V227H211ZM17 230V229H16ZM186 231V234H185V242L186 244H184L181 248L177 247L174 248L172 245H170L168 242H167V235L169 233H173L174 231ZM23 231V230H22ZM32 231V230H31ZM31 231H29L31 233ZM234 231V234L236 233ZM18 232H21V231H17ZM39 232V231H38ZM54 232H56V230H54ZM213 232V231H212ZM14 233V231L12 232ZM28 233V232H27ZM34 232H32L31 234H33ZM36 233H37V230H36ZM45 233V232H44ZM66 233V232H65ZM228 233V232H227ZM232 233V232H231ZM29 234V233H28ZM38 234V233H37ZM35 234V235H37ZM14 235V234H13ZM34 235V234H33ZM33 235L31 236L29 234V237L31 236L33 238ZM43 235V233H42ZM51 236V234H49ZM63 235V234H62ZM60 235V237L62 236ZM65 235V234H64ZM16 236H18L16 234ZM15 236V237H16ZM49 236V237H50ZM59 236V235H58ZM67 237V235H65ZM181 236V234H180ZM208 237H210L209 235H207ZM213 236V234H212ZM230 236V234H229ZM233 236V235H232ZM235 236H237L235 234ZM36 237V236H35ZM34 237V238H35ZM48 237V239H49ZM54 237V236H53ZM52 237V238H53ZM64 237V236H63ZM62 237V238H63ZM67 237V238H68ZM160 237V236H159ZM225 237V235H224ZM26 238V237H25ZM61 238V239H62ZM181 238V237H180ZM183 238V236H182ZM204 238V239H203ZM31 239V238H29ZM36 239V238H35ZM35 239H31L33 242ZM54 239H56L54 237ZM230 239V238H229ZM237 239V237H236ZM19 240V239H17ZM16 240V242H17ZM49 240H52V239H49ZM59 240V239H57ZM159 240V239H158ZM234 240V239H233ZM241 240V239H240ZM1 244L3 243V240H1ZM30 241V240H29ZM31 241V242H32ZM46 241V240H45ZM54 241V240H52ZM166 241V242H164ZM176 241V240H175ZM227 241V240H226ZM239 241V240H238ZM56 242V241H55ZM103 242V241H102ZM107 243V241H105ZM111 242V241H110ZM117 242V241H116ZM237 242V240H236ZM240 242V241H239ZM8 243V242H7ZM19 243V241L17 242ZM23 243V242H22ZM46 243V242H45ZM49 243V242H48ZM64 243V242H63ZM232 243V242H231ZM251 243V242H250ZM0 244V245H1ZM15 244V243H14ZM13 244V245H14ZM33 244V243H32ZM34 244H37V243H34ZM33 244V245H34ZM59 244V243H58ZM104 244V243H103ZM119 244V243H118ZM238 244V243H237ZM249 244V243H248ZM6 246V244H4ZM3 245V247L0 246V264H21V260H22V257L20 255H16L15 254V258L12 259V257L10 258L9 255V252L7 251L6 252V249L7 247L5 248ZM12 245V244H11ZM39 245V244H38ZM56 245V244H55ZM105 245V244H104ZM108 245V244H107ZM110 245V244H109ZM123 245V244H122ZM242 245V244H241ZM240 245V246H241ZM247 245V244H246ZM32 246V245H31ZM44 246V244H43ZM239 246V245H238ZM244 246V245H243ZM249 246V245H247ZM48 247V245H47ZM115 248V247H114ZM126 248V247H125ZM133 248V247H132ZM223 250H222V249ZM35 249V247H34ZM163 250V248H161ZM253 249V248H252ZM259 249V251H258ZM8 250V249H7ZM46 250V249H45ZM48 250V249H47ZM125 250V249H123ZM246 250V249H245ZM49 251V250H48ZM144 251V250H143ZM239 251V249H238ZM242 251V250H241ZM240 251V252H241ZM244 251V250H243ZM41 252V251H40ZM52 252H54L52 254ZM121 252V251H120ZM119 252V253H120ZM159 252V251H158ZM16 253V252H15ZM35 253V252H34ZM39 253V252H38ZM43 253V252H42ZM47 253V252H45ZM118 253V255H119ZM135 253V252H134ZM147 253V252H146ZM219 253V254H218ZM227 253L225 254L227 257ZM251 253V252H250ZM9 254V255H8ZM41 254V253H40ZM137 254V252H136ZM155 254V252H154ZM234 254V253H233ZM240 254V253H239ZM243 254V253H241ZM14 255V254H13ZM45 255V254H44ZM235 255H238V254H235ZM39 256V255H38ZM41 258H43L44 256L41 254L40 255ZM39 256V257H40ZM43 256V257H42ZM132 256V255H131ZM241 256V255H240ZM239 256V257H240ZM46 259H47V256H45ZM120 257V256H119ZM127 257V256H126ZM137 257V256H136ZM146 256H144L145 258ZM165 257V256H164ZM24 258H26L24 256ZM23 258V259H24ZM35 258V257H34ZM143 258V259H144ZM149 258V257H148ZM232 258V257H231ZM241 258V257H240ZM54 259V260H56ZM71 259V258H70ZM128 258L125 259V261L127 260ZM44 260V259H43ZM148 260V259H147ZM161 260V259H160ZM158 260V261H160ZM167 260V259H166ZM228 260V259H227ZM24 261V260H22ZM31 261V260H30ZM45 261V260H44ZM49 261V259H48ZM47 261V262H48ZM57 261V260H56ZM65 261V259H64ZM63 261V262H64ZM68 261H70L68 259ZM70 261V262H71ZM129 261V259H128ZM150 261V260H149ZM152 261V260H151ZM150 261V263H151ZM29 262V261H27ZM44 263V264H47ZM53 262V261H52ZM51 262V263H52ZM59 262V261H58ZM131 262V261H129ZM162 262V261H160ZM41 263V261H40ZM67 263V262H66ZM147 263H149L147 261ZM158 263V262H157ZM156 263V264H157ZM165 263V262H164ZM169 263V262H168ZM240 263V264H241ZM50 264V263H49ZM59 264V263H58ZM116 264V263H115ZM153 264V263H152Z\"/></svg>",
    "mask_w": 264,
    "mask_h": 264
}]
</instances>
